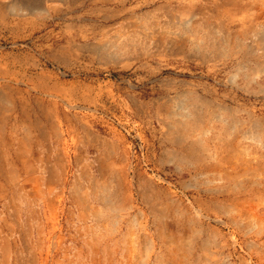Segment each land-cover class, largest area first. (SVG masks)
<instances>
[{
  "label": "rangeland",
  "instance_id": "1",
  "mask_svg": "<svg viewBox=\"0 0 264 264\" xmlns=\"http://www.w3.org/2000/svg\"><path fill=\"white\" fill-rule=\"evenodd\" d=\"M0 264H264V0H0Z\"/></svg>",
  "mask_w": 264,
  "mask_h": 264
},
{
  "label": "bare ground",
  "instance_id": "2",
  "mask_svg": "<svg viewBox=\"0 0 264 264\" xmlns=\"http://www.w3.org/2000/svg\"><path fill=\"white\" fill-rule=\"evenodd\" d=\"M192 120H193V119H192ZM196 120H197V119H196ZM196 120H195V121H196ZM186 123H187V122H186ZM189 125H190V124H189ZM181 133H183V132H181ZM185 133H186V132H185ZM182 136H183V135H182Z\"/></svg>",
  "mask_w": 264,
  "mask_h": 264
}]
</instances>
